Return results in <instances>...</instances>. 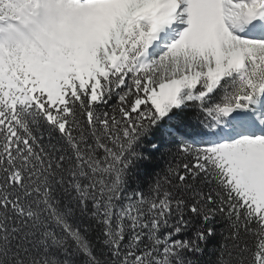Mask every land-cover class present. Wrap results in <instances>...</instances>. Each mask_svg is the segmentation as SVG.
I'll use <instances>...</instances> for the list:
<instances>
[{
    "label": "snow or ice",
    "instance_id": "1",
    "mask_svg": "<svg viewBox=\"0 0 264 264\" xmlns=\"http://www.w3.org/2000/svg\"><path fill=\"white\" fill-rule=\"evenodd\" d=\"M0 264H264V0H0Z\"/></svg>",
    "mask_w": 264,
    "mask_h": 264
},
{
    "label": "trees",
    "instance_id": "2",
    "mask_svg": "<svg viewBox=\"0 0 264 264\" xmlns=\"http://www.w3.org/2000/svg\"><path fill=\"white\" fill-rule=\"evenodd\" d=\"M142 179L147 181L149 178L147 176H142Z\"/></svg>",
    "mask_w": 264,
    "mask_h": 264
}]
</instances>
